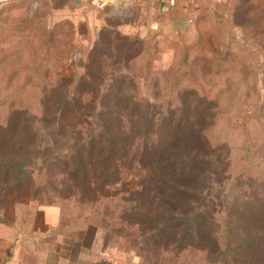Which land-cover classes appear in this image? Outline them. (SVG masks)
I'll return each instance as SVG.
<instances>
[{"label":"rangeland","instance_id":"obj_1","mask_svg":"<svg viewBox=\"0 0 264 264\" xmlns=\"http://www.w3.org/2000/svg\"><path fill=\"white\" fill-rule=\"evenodd\" d=\"M73 9L0 0V264H264V0L142 39Z\"/></svg>","mask_w":264,"mask_h":264},{"label":"crops","instance_id":"obj_2","mask_svg":"<svg viewBox=\"0 0 264 264\" xmlns=\"http://www.w3.org/2000/svg\"><path fill=\"white\" fill-rule=\"evenodd\" d=\"M73 6L71 20L87 31L116 32L130 38L149 33L194 29L205 13H219L224 0H64Z\"/></svg>","mask_w":264,"mask_h":264},{"label":"trees","instance_id":"obj_3","mask_svg":"<svg viewBox=\"0 0 264 264\" xmlns=\"http://www.w3.org/2000/svg\"><path fill=\"white\" fill-rule=\"evenodd\" d=\"M107 139H108V142H110L111 144H113L115 141V139L111 135L109 137H107ZM112 151H113L112 148L108 149L107 153H108L109 157L113 154Z\"/></svg>","mask_w":264,"mask_h":264},{"label":"built area","instance_id":"obj_4","mask_svg":"<svg viewBox=\"0 0 264 264\" xmlns=\"http://www.w3.org/2000/svg\"><path fill=\"white\" fill-rule=\"evenodd\" d=\"M75 1H79V0H75ZM191 1L195 2V1H197V0H191ZM102 3H103V0H97V2H96V6H97L98 8H101V7H102Z\"/></svg>","mask_w":264,"mask_h":264}]
</instances>
